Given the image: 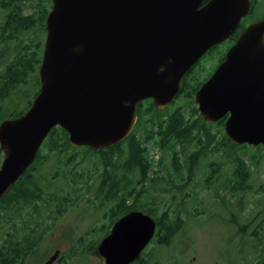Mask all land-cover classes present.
I'll use <instances>...</instances> for the list:
<instances>
[{"label":"water","instance_id":"1","mask_svg":"<svg viewBox=\"0 0 264 264\" xmlns=\"http://www.w3.org/2000/svg\"><path fill=\"white\" fill-rule=\"evenodd\" d=\"M51 2L39 93L23 115L0 123V197L54 126L74 147L101 150L121 142L134 126L136 105L151 99L164 109L182 77L233 34L249 6V0ZM193 101L204 121L226 116L224 134L232 143L264 145V20L237 36ZM154 231L149 215L132 211L112 225L97 253L104 264H130Z\"/></svg>","mask_w":264,"mask_h":264},{"label":"trees","instance_id":"2","mask_svg":"<svg viewBox=\"0 0 264 264\" xmlns=\"http://www.w3.org/2000/svg\"><path fill=\"white\" fill-rule=\"evenodd\" d=\"M50 5V0H0V119L21 115L23 112L21 109L7 113L4 107L5 102L12 100V97L16 96L18 92L17 89L24 88L31 78L34 79L37 90H34L32 97L27 99V107L38 91L36 72L42 51L40 36L45 32V17ZM28 10H30L29 13ZM245 23L246 21L242 22L240 28H243ZM232 41L233 39L228 40L217 49H221L223 52ZM221 51H218L220 54L216 52L219 60L223 57ZM205 58L207 56L201 62L206 60ZM201 62L182 78L179 93L166 109L157 110L150 100L140 102L137 105V122L134 130L122 142L112 147L97 151L89 148L78 149L67 143V134L64 130L59 127L51 130L43 145L44 150L37 155L35 164L21 176L0 203V264H25L31 256H36V248L45 231L43 229L39 232L35 225L39 221V216L44 219L41 211L47 210L51 219L52 215L66 212L75 202L74 197H79L76 201L82 199L78 194L72 193L70 190L66 191L67 188L58 184L69 186L78 183L80 179L90 180L96 172V162L91 156L98 157L103 172L93 177V185L83 183V194L88 198L93 187L96 190L94 194L96 198L100 199L106 194L115 201L112 205L111 223L104 235L108 233L111 225L119 217L132 210H138L153 217L156 223V232L152 240L160 248L168 246L173 237L183 229L184 219L180 208L172 211L163 209L164 207L160 209L155 202L154 194L150 195V202L146 205L143 199L139 200V197L144 198L149 194L147 188L144 189L141 184L146 179L148 171L147 149L144 142L154 139V144L158 148L165 152L169 151V161L173 167V173L180 176L181 166L184 164L182 169L193 171L192 167L206 155V152L202 153L201 151L205 149L206 145L215 141V144H212L213 148L215 147L214 151L225 146L227 151L225 155L230 157L233 171L232 177L225 182L224 186H215L213 181L217 179L219 166L215 164L216 161H209L206 181L213 187L214 196L218 197L220 203L224 205L226 195L221 196L217 192L219 189L224 187L228 193L235 194L246 190L245 188L248 186L246 178L250 173L249 167L242 158L235 155L234 151L241 146L230 143L224 134L216 137L212 131L221 132L223 120L214 124L205 122L199 117L197 109L193 105V93L209 74V71H206L201 80L194 81L195 75L192 73L201 66ZM202 71L203 69L200 73ZM182 93L191 103L188 112L186 109H189V102L186 106H183L182 101L180 104L176 103ZM187 145L193 146V148L195 146L197 149L192 151L184 162L177 163L180 161L181 150ZM123 146H126V157L123 158V163L117 165L115 160L121 159V147ZM75 151H81V158L76 159ZM85 159L91 160L90 163L94 165L93 172L79 171L78 164L87 161ZM39 160H43L45 165L49 163L53 166L57 165L52 177L54 182L49 181L43 187L39 186L35 175L31 174ZM132 178L136 180L133 182ZM158 180L160 179L149 178L148 182L157 184ZM139 187L140 189L137 191ZM127 190L128 192H126ZM135 190L136 196H132L131 192ZM143 192L147 195L144 196ZM70 195H73V198H70ZM132 197L134 200L129 201V198ZM24 198L27 199L23 200ZM21 200L25 205L32 206L33 213H26V216L20 215L23 204ZM188 200L192 206L194 200H191V197ZM168 212H175L174 217L171 218ZM31 223L34 225H30ZM239 225L240 223L237 224L238 227L241 226ZM260 228L262 227L260 226ZM262 230L264 231L263 228ZM254 231L260 232L255 229ZM97 244L98 242L94 246L96 247ZM155 256L145 255L144 259V255H142L135 264H159ZM256 264H264V247L261 249Z\"/></svg>","mask_w":264,"mask_h":264},{"label":"rangeland","instance_id":"3","mask_svg":"<svg viewBox=\"0 0 264 264\" xmlns=\"http://www.w3.org/2000/svg\"><path fill=\"white\" fill-rule=\"evenodd\" d=\"M258 4L253 15L249 18L255 21L264 18V0ZM29 12V11H27ZM45 33H42L43 48ZM217 56L210 57L201 62V66L196 69L192 75H195L194 81L201 80L206 71L212 70ZM203 69L202 73L200 71ZM37 77V72H36ZM192 81V82H194ZM34 79H30L24 88L17 89L16 96L8 101L6 111H13L17 108H25L27 105V96L31 98L34 93ZM191 82V84H192ZM33 88V89H32ZM35 90L37 87L35 86ZM182 101L183 106L188 105L190 110V100L182 93L176 100L177 104ZM193 102V100H192ZM175 103V104H176ZM193 105H196L193 102ZM186 112V113H187ZM216 137L221 132L212 131ZM210 143L201 151L206 152L203 159H200L196 166L192 167L189 173L186 169H182L181 174L177 176L173 173V167L170 165V152L161 150L154 144V139L144 142L147 149L146 163L148 171L146 179L141 183L147 192L142 198L145 205L150 202V195L154 194L155 202L161 209L172 211L174 209H182L181 215L184 221L183 229L180 230L165 247H157L155 243H151L144 254L155 256L159 260V264H256L261 249L264 247V148L249 147L247 145L235 149V155L242 158L249 167V175L247 176V188L244 192L237 194L235 197L229 196L228 190L219 189L220 195H226L224 205L220 203V199L214 196L213 187L206 181L207 165L211 161H216L219 170L215 186H224L225 182L232 177L233 165L230 157L226 156L225 146H221L220 150H215ZM213 148V151L211 149ZM121 159H116L115 163H123L126 157V146L121 147ZM197 148L187 145L181 150L179 156L181 163L189 156L192 151ZM76 159L81 158V151H75ZM95 160V173L90 180L80 179L78 183L71 185H60L67 188L66 191L78 194L82 199L76 201L79 197H74V203L58 220L57 218H44L36 224L38 231L47 229V236L40 244L37 250V263L42 262L48 255L55 250H59L61 259L56 264H104L103 259L99 257L94 244L98 242L104 235L110 225V216L112 214V205L114 200L106 196V194L98 199L95 197L96 190L92 187L90 196L87 198L83 194V183L93 185V177L103 172L102 165L99 163L97 156H91ZM199 154L197 155V158ZM2 153L0 151V162ZM84 163L78 164L80 172H93L91 160L85 159ZM210 161V162H209ZM56 166L44 164L43 160L40 165H36L32 170L35 174L36 182L43 187L49 181L54 182ZM149 178H159L157 184L148 182ZM136 179L132 178L134 182ZM162 182V183H161ZM154 183V182H153ZM156 183V182H155ZM128 187V186H127ZM140 187L137 189V191ZM128 192V190L126 191ZM142 192V191H141ZM132 196H136V190L131 192ZM191 197L193 205H188V198ZM73 198V195H70ZM138 198V197H137ZM134 197L129 198L133 201ZM77 202V203H76ZM186 202V204H185ZM144 205V206H145ZM111 209V211H110ZM171 218L175 212L169 213ZM240 223V227L237 224ZM260 226L262 228H260ZM261 234L260 236L254 231ZM160 248V249H159ZM157 250V251H156ZM161 260V261H160ZM30 264H35V260L29 258Z\"/></svg>","mask_w":264,"mask_h":264},{"label":"flooded vegetation","instance_id":"4","mask_svg":"<svg viewBox=\"0 0 264 264\" xmlns=\"http://www.w3.org/2000/svg\"><path fill=\"white\" fill-rule=\"evenodd\" d=\"M209 1H211V0H203V5L204 4H207ZM261 1V0H260ZM249 2H250V4H249V9H248V13H247V15L245 16V19H248V18H250L252 15H253V13H254V11L256 10V8H257V6H258V2H259V0H249ZM261 2H263V1H261ZM215 51H217L218 52V50H216V49H214L213 48V50L211 51V53H210V55H212ZM210 52V51H209ZM219 53V52H218ZM216 54V53H215ZM220 54V53H219ZM217 55V54H216ZM218 58V57H217Z\"/></svg>","mask_w":264,"mask_h":264}]
</instances>
